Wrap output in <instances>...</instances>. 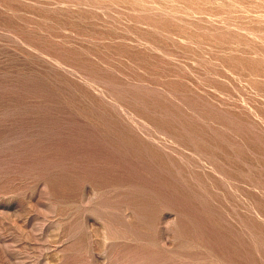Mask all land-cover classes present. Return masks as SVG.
<instances>
[{
  "label": "rangeland",
  "instance_id": "obj_1",
  "mask_svg": "<svg viewBox=\"0 0 264 264\" xmlns=\"http://www.w3.org/2000/svg\"><path fill=\"white\" fill-rule=\"evenodd\" d=\"M0 264H264V0H0Z\"/></svg>",
  "mask_w": 264,
  "mask_h": 264
}]
</instances>
